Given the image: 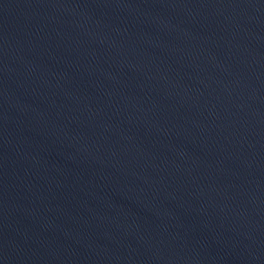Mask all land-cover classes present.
I'll list each match as a JSON object with an SVG mask.
<instances>
[{
	"label": "water",
	"instance_id": "obj_1",
	"mask_svg": "<svg viewBox=\"0 0 264 264\" xmlns=\"http://www.w3.org/2000/svg\"><path fill=\"white\" fill-rule=\"evenodd\" d=\"M0 264H264V0H0Z\"/></svg>",
	"mask_w": 264,
	"mask_h": 264
}]
</instances>
